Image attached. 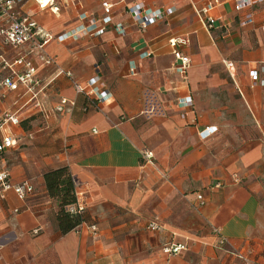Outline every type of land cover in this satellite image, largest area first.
I'll return each instance as SVG.
<instances>
[{
    "label": "crops",
    "instance_id": "0c3cea01",
    "mask_svg": "<svg viewBox=\"0 0 264 264\" xmlns=\"http://www.w3.org/2000/svg\"><path fill=\"white\" fill-rule=\"evenodd\" d=\"M51 2L24 0L21 12L51 36L39 43L53 65L40 62L33 43L3 49L8 60H31L41 91L38 108L21 85L0 103L1 112L28 119L26 129L7 126L19 140L2 163L13 183L33 186L24 200L12 190L0 196V264H242L231 252L264 264V133L234 128L239 105L253 126L264 120L252 96L264 87L250 77L254 69L264 77V0L239 10L236 0ZM207 4L216 19L210 28L197 15ZM135 5L162 16L141 26ZM176 50L190 58L184 73L175 68ZM93 76L101 99L87 86ZM145 150L152 163L142 159ZM61 166L85 216L65 234L56 230L58 199L43 180ZM216 227L226 250L216 245ZM167 243L186 249L168 255Z\"/></svg>",
    "mask_w": 264,
    "mask_h": 264
},
{
    "label": "built area",
    "instance_id": "2783aa9c",
    "mask_svg": "<svg viewBox=\"0 0 264 264\" xmlns=\"http://www.w3.org/2000/svg\"><path fill=\"white\" fill-rule=\"evenodd\" d=\"M41 8L51 6V0H34ZM261 0H236L235 8L237 10L241 9L246 4L257 3ZM24 0H0V103L1 100L6 95V90H17L21 85L25 89V93L30 95L29 100H34L33 105L38 108L40 107V101L38 100L37 94L41 89L36 90V87L39 86L38 80L35 77L36 67L32 64L31 60L25 58L24 56H19L14 60H8L3 54V49L5 47H10L13 49L24 46L27 43H33L35 48L38 49V58L42 64H54L53 56L51 57L43 50V45L39 43V39H45L51 37L48 33L40 29L35 21L30 15L23 14L21 12V5ZM104 12L107 14L109 12L110 5L106 2H103ZM213 5L207 4L203 8L197 10V15L202 23L206 27H213L215 25L216 19L210 14V10ZM170 10L166 9L165 12L168 13ZM130 12L133 15L134 20L141 26L147 25L149 22L154 19L162 16L160 11L150 12L146 15L141 14L140 6L135 5V7L130 8ZM108 17L104 18L106 21ZM108 20V19H107ZM251 20V15L246 14L245 23ZM120 25L117 24L119 28ZM264 33V27L261 29ZM92 31V28L82 29V33H87ZM98 31H102L101 28H98ZM96 31V32H98ZM174 45V42H172ZM176 65L175 68L179 73H184L190 65V58L181 50H176L174 52ZM230 65V63H229ZM5 73V74H4ZM58 73H63V70L59 69ZM250 77L253 83L260 82L264 85V78L259 76V73L256 69L250 72ZM98 81V76H93L86 83L87 86L92 87L94 92H97L98 95L102 96L103 92H98V89L94 86ZM75 91L77 93H82L84 91L83 87L77 83H74ZM66 99L60 100V105L66 103ZM57 110H61V107H57ZM183 116V115H182ZM20 119L16 112L8 113L1 112L0 110V196L4 197V193L12 190L18 199L24 200L33 192V186L28 180H22L18 183H13L9 172L5 169L1 155L8 148L15 146L18 143L19 138L14 136L11 133L5 132L7 126L19 125ZM214 131V127L206 128L201 132L203 136H206ZM207 133V134H206ZM142 159L148 163H152L153 154L149 150H145L141 153ZM201 195L198 196V199H201ZM70 212H82L83 207L79 203H75L69 207ZM149 227L152 229H158V225L155 223H150ZM90 229L93 233L96 232L97 228L94 224L90 225ZM37 230H34L36 232ZM213 232L217 237V247L220 249L226 250L225 246L228 244V239L224 236L219 228H214ZM185 245L183 244H174L167 243L163 245V252L168 255L178 254L183 251ZM232 254L238 256L242 260V264H249L248 258L239 252H231Z\"/></svg>",
    "mask_w": 264,
    "mask_h": 264
},
{
    "label": "trees",
    "instance_id": "16d2710c",
    "mask_svg": "<svg viewBox=\"0 0 264 264\" xmlns=\"http://www.w3.org/2000/svg\"><path fill=\"white\" fill-rule=\"evenodd\" d=\"M20 120L19 125L27 128L26 121ZM47 194L56 198L57 210L54 213V225L60 234H65L77 228L85 221L83 211L70 212L69 207L76 203V194L71 173L67 166L47 170L43 173Z\"/></svg>",
    "mask_w": 264,
    "mask_h": 264
},
{
    "label": "rangeland",
    "instance_id": "374dc122",
    "mask_svg": "<svg viewBox=\"0 0 264 264\" xmlns=\"http://www.w3.org/2000/svg\"><path fill=\"white\" fill-rule=\"evenodd\" d=\"M251 83H252V85L259 84L262 87H264V85L261 84L259 81L256 83H253L251 80ZM252 96L255 97L258 105H264V89L263 88L258 89L255 93H253ZM225 101H229L227 96L225 98ZM256 117H257V119L263 120L264 111L262 109L260 111H258V109H257ZM239 118H240L239 119L240 125L238 127H234V128L240 130L243 134L248 135L250 137H258L260 135L262 136V133H264V120H263L262 124L257 123V124H255V126H253L252 122H251L250 115L246 112V110L243 108L242 105H239Z\"/></svg>",
    "mask_w": 264,
    "mask_h": 264
}]
</instances>
